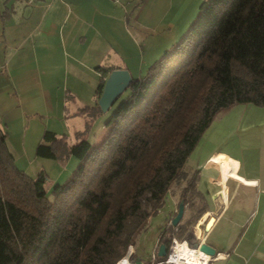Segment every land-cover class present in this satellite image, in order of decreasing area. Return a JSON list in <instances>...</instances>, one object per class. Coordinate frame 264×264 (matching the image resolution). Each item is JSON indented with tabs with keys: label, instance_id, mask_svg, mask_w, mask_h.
<instances>
[{
	"label": "trees",
	"instance_id": "16d2710c",
	"mask_svg": "<svg viewBox=\"0 0 264 264\" xmlns=\"http://www.w3.org/2000/svg\"><path fill=\"white\" fill-rule=\"evenodd\" d=\"M96 69L98 98L113 66ZM237 103L264 106V0H203L180 39L114 100L97 143L77 133L68 144L45 130L37 156L77 158L51 188L52 199L44 170L30 177L14 166L0 127V264H115L170 185L186 177L185 161L216 114ZM101 112L97 101L77 111ZM197 174L179 195L193 214L172 225L174 211L157 246L173 237L198 243L193 225L204 210L195 199Z\"/></svg>",
	"mask_w": 264,
	"mask_h": 264
},
{
	"label": "crops",
	"instance_id": "0c3cea01",
	"mask_svg": "<svg viewBox=\"0 0 264 264\" xmlns=\"http://www.w3.org/2000/svg\"><path fill=\"white\" fill-rule=\"evenodd\" d=\"M202 1L0 0V127L7 144L13 147L11 134L20 126L31 129V120L41 126L31 131L29 148L45 130L65 135L68 144L77 133L88 139L103 112L91 118L77 111L98 99L96 67L140 77L158 53L160 33L183 30L190 8ZM235 108L220 119L215 137L223 144L201 148L200 160L189 167L198 173L195 199L204 210L195 223L204 214L212 218L201 235L198 224L193 233L214 248L215 264H264V106ZM19 145L24 149V141ZM192 214L184 205L180 221Z\"/></svg>",
	"mask_w": 264,
	"mask_h": 264
},
{
	"label": "rangeland",
	"instance_id": "374dc122",
	"mask_svg": "<svg viewBox=\"0 0 264 264\" xmlns=\"http://www.w3.org/2000/svg\"><path fill=\"white\" fill-rule=\"evenodd\" d=\"M199 4L200 3H194L195 6H192L190 8L192 15L190 14L188 16V19H187L188 22L184 26L181 27V29L183 30L179 31V30H176L177 28L174 27L172 28V30L166 32V35H167L166 37H163L162 33H160L162 39L158 43L159 50H158L156 57H154L155 59L159 58L166 49L170 48L172 44H175L180 39L182 34L187 30V28L190 26L192 21L195 19L199 11ZM176 27H178V25ZM148 66L149 65H146V63L143 64L142 72L140 73V76L146 73ZM241 105H243V103L242 104L237 103V104H234V106L232 107L221 110L220 112L216 114V116L211 121L209 126L205 129L198 143L196 144L195 148L192 150V152L187 157V160L185 161V164L183 166V169L186 173L185 174L186 177L178 179L170 185L169 189L165 193L163 202L158 207L157 211L150 215L144 228L137 234L134 243L128 246L126 254L123 257L126 258L125 256L128 255L129 263L134 264L133 261L135 260L137 256L145 264H150L149 263L150 252L154 248L156 241L158 239V236L166 223V220L170 217V215L174 211L175 206H177V203H176L177 194H178L177 190L179 189L181 190L182 187L186 185L188 179L191 177L193 173V171L188 172L189 167L193 163L195 164L196 161L200 160V156H198V154L200 153L201 148H204V147L213 148L216 146L217 147L221 146L223 144L222 141H216V137H215L216 131L219 130L221 127V124L219 127L220 119L224 115H226L228 112L235 111V109H237L235 107H241ZM113 107L114 106H112L106 112H103L102 116H99L100 119L101 117H103V120L101 121L100 124L94 125L93 127L94 133L92 131L90 132L88 136V139L92 143H95L96 140L102 136L103 129H100V125L105 123L106 119L112 112ZM35 122L37 123L36 127L34 126ZM30 125H31V129L28 128L25 130L24 127L20 126L19 128L15 129L17 131H14V133L11 134L10 136L11 140H13L14 142L13 147H10L7 144L8 143L7 141H6V144H7L9 151L13 155L14 166L22 170L25 174L32 177V176H36L40 170H44V172L48 176V180L45 184V187L47 190V197L49 199H52L51 188L55 184L62 183L71 174L72 170H74L77 165V158L70 155V160L68 158L64 161H60V160H55L52 158L35 156V149L33 147L29 148L27 144L31 139H33V134H35L34 132L31 133V131L35 130V128L39 130L41 125L39 123V120H31ZM24 130L26 133L24 132ZM5 132L7 133V131ZM6 138H7V135H6ZM22 141H24V146H25L24 149L22 148L21 145H19V143ZM220 153H224V152L218 151L215 155H218ZM224 154H227V153H224ZM213 157L214 158L215 157L224 158L222 156H213ZM215 160L218 162H221L218 159H215ZM194 224L196 225L197 223H194ZM176 238L178 239V237ZM131 255L135 256L134 260L130 258ZM216 264H225V263H223L222 261H219V262H216Z\"/></svg>",
	"mask_w": 264,
	"mask_h": 264
},
{
	"label": "water",
	"instance_id": "95a60500",
	"mask_svg": "<svg viewBox=\"0 0 264 264\" xmlns=\"http://www.w3.org/2000/svg\"><path fill=\"white\" fill-rule=\"evenodd\" d=\"M131 76L127 69L113 68L111 69L104 80L102 91L97 99V103L102 112H106L115 99L127 88ZM184 211V202L181 199L178 202L175 215L171 219L172 225L178 224ZM207 228V225L205 224ZM199 249L211 256L215 254L214 248L204 241H199ZM167 246L165 243H160L157 247V255L164 256L166 254ZM139 262V258L136 259Z\"/></svg>",
	"mask_w": 264,
	"mask_h": 264
},
{
	"label": "built area",
	"instance_id": "2783aa9c",
	"mask_svg": "<svg viewBox=\"0 0 264 264\" xmlns=\"http://www.w3.org/2000/svg\"><path fill=\"white\" fill-rule=\"evenodd\" d=\"M201 229L206 230L205 224H200ZM194 227V226H193ZM157 243L150 252V264H214L215 257L199 249V243L190 244L186 239L173 237L167 245L163 260H157ZM188 251V252H187ZM128 261V255L125 256ZM129 262V261H128ZM131 264V263H129ZM136 264H145L142 260Z\"/></svg>",
	"mask_w": 264,
	"mask_h": 264
},
{
	"label": "bare ground",
	"instance_id": "6f19581e",
	"mask_svg": "<svg viewBox=\"0 0 264 264\" xmlns=\"http://www.w3.org/2000/svg\"><path fill=\"white\" fill-rule=\"evenodd\" d=\"M221 190H225L224 188L223 189H221ZM226 193V192H225ZM206 216H207V214H204L203 215V217L201 218V219H203V221H198L197 222V224L200 226V224H201V222H203V223H206V225H207V227L210 225V223L212 222V218H206ZM200 220V219H199ZM197 224L194 226V232H196V226H197ZM201 230V226H200V229H199V227L197 228V231H198V233H200V235H201V232L202 231H200ZM197 235V234H196ZM199 236V235H198ZM188 252V251H187ZM116 264H129V262L123 257L122 259H120L119 261H117V263Z\"/></svg>",
	"mask_w": 264,
	"mask_h": 264
}]
</instances>
